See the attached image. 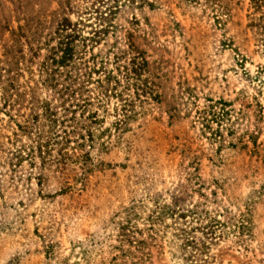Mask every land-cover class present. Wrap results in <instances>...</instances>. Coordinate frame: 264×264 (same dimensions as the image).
Instances as JSON below:
<instances>
[{
    "label": "rangeland",
    "instance_id": "rangeland-1",
    "mask_svg": "<svg viewBox=\"0 0 264 264\" xmlns=\"http://www.w3.org/2000/svg\"><path fill=\"white\" fill-rule=\"evenodd\" d=\"M117 1L122 3V0ZM158 1L157 11L146 10L154 27L152 38L143 35L141 20L138 26L131 23L132 13L138 14V11L130 9L126 3L112 16L116 25L113 33L99 34L100 39L92 43V47L86 41L87 51L101 49L104 52L114 34L125 40L130 33L133 44L148 61L141 77H146L159 95L156 101L138 96L144 101L141 106L147 109L145 124L139 125V117L121 141V147L110 146L102 155L112 167L94 170L81 182L72 177L74 172H60L45 165L42 184L37 185L36 180L25 179L29 171H34L32 168L23 162L10 171L0 152V264H59L63 258L68 264L74 261L94 264L98 234L114 233L100 225L115 206L147 197L169 201L175 195L185 203L200 199L188 175L192 171L189 165L196 158L198 174L207 181L208 174L214 170V150L198 134L200 125L195 120V111L219 100L227 104L225 108L230 110L236 132L248 141L247 147L238 149L232 161H228L237 179L234 195L245 196L254 191L258 204L254 209L253 237L248 248L232 246L227 241L211 250L214 260L206 264H264V188L260 186L264 182V163L250 154L252 145L248 140L252 135L256 143L264 142V81L253 77L258 67L264 66V49L258 34L264 30L259 27H264V0ZM59 3L75 28L87 37L106 24L103 17H109L107 8L112 5L111 0H0V68H9L12 73L9 31L16 26V20L21 24L22 19L32 18L33 26L41 15L40 19L46 20L44 26H49L47 21L54 16L50 11L58 9ZM220 3L229 6L232 15L231 22H224V26L215 23ZM52 27L38 30L35 38L45 41ZM224 35L233 36L234 44L243 54L240 66L235 63L230 48L222 45ZM43 54L42 49L35 61L40 62ZM127 56L119 60L120 73L113 72L120 77L122 97L131 99L139 109L134 86L127 85L121 77ZM108 58L107 67L114 69L112 51ZM36 62L31 64L33 79H38ZM27 78L25 72L17 77L19 89L25 87L23 81ZM27 81L26 84L32 85L31 80ZM93 86L92 83L87 85L91 96ZM137 92L140 94L139 90ZM35 93L49 97L52 91L43 87ZM118 103L116 98L106 101V111L99 115H103V126L108 127L113 121V107ZM20 111L26 113L27 109ZM8 125L7 117L0 112L1 134H10ZM110 133L112 135L113 131ZM115 163H124L125 167H113ZM62 183L75 184V188L64 194H53ZM141 222V219L137 221L138 226ZM147 243L145 264H176L165 240ZM97 246L106 249L104 245Z\"/></svg>",
    "mask_w": 264,
    "mask_h": 264
},
{
    "label": "trees",
    "instance_id": "trees-1",
    "mask_svg": "<svg viewBox=\"0 0 264 264\" xmlns=\"http://www.w3.org/2000/svg\"><path fill=\"white\" fill-rule=\"evenodd\" d=\"M111 2L112 5L107 8L109 17H103L106 24L94 30L89 37L81 35L79 29L75 28V23L63 12L61 3L58 9L50 11L54 16L47 22L53 27L45 41L35 38L38 30L49 29V26H44L46 20L40 19L41 15L34 20L33 26L32 18L22 19L21 24L17 19L16 26L9 31L12 40V73L9 68H0V112L7 117L10 134L0 133V152H3V161L10 171L23 162L34 170L29 171L25 178L27 181L34 179L37 185H41L45 165L60 172H74L72 177L81 182L94 170L112 167L102 159V155L107 153L110 146L121 147V141L139 117V125L145 124L147 109L141 106L144 101L138 96H148L154 101L159 97L151 82L141 77L148 61L133 44L130 33H127L125 40L114 34L112 42L106 43L104 52L101 49L87 51V43L92 47L91 44L100 39L99 34L113 33L116 25L112 22V16L115 10L126 3L130 9L138 11V14L132 13L131 23L138 26L141 20L143 35L154 36V27L147 11H157L160 8L158 0H122L120 4L117 0ZM216 11L215 23L224 26V22H231L229 6L220 3ZM259 27L264 29L263 26ZM225 30L223 28L224 33ZM258 34L264 49V30ZM52 39L53 44H50ZM222 45L230 48L235 63L240 66L244 56L234 44L233 36L224 35ZM42 49L43 58L36 62L35 58ZM110 51L114 69L107 67ZM126 55L128 61L122 65L121 77L127 85L134 86L135 98L141 106L139 109H136L131 99L122 97L124 90L119 88L120 77L113 72L120 73L119 60ZM35 62L38 79L31 76V64ZM23 72L27 73L28 78L23 81L25 87L19 89L17 77H22ZM253 77L259 82L261 79L264 81V66H259ZM27 80H31L32 85L26 84ZM90 83L94 84L92 96L88 94L90 90L87 88ZM43 87L52 91L49 97L35 93ZM110 98H116L119 103L113 107V121L105 127L102 125L103 115H99L106 111L105 104ZM216 104L220 106L216 107ZM226 105L219 100L195 111V120L200 125L198 134L214 150V170L208 174L207 181L198 174L199 162L196 158L189 165L192 171L188 175L192 184L196 185L200 199L185 203L175 195L169 201L147 197L130 199L126 205L115 206L100 225V228H108L114 233L98 234L95 242L106 249L96 244L94 264H145L148 258L147 241L157 239L165 240L170 257L176 264L212 262L214 256L211 250L227 241L232 246L248 248L253 237V217L258 197L254 191L245 196L234 195L237 179L236 175H232L233 168L228 166H231L233 155L238 149L246 148L248 141L234 129ZM21 108H26L27 112L20 111ZM248 138L252 145L250 154L256 161L264 163V142L256 143L252 135ZM114 166L124 168L125 164L115 163ZM260 186L264 188V182ZM74 188L75 184L62 183L53 194H64ZM139 219L142 221L141 226L137 224ZM58 263L68 264L66 258Z\"/></svg>",
    "mask_w": 264,
    "mask_h": 264
}]
</instances>
